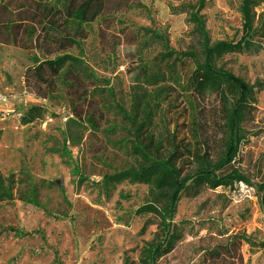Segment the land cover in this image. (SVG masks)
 Listing matches in <instances>:
<instances>
[{"label": "rangeland", "instance_id": "374dc122", "mask_svg": "<svg viewBox=\"0 0 264 264\" xmlns=\"http://www.w3.org/2000/svg\"><path fill=\"white\" fill-rule=\"evenodd\" d=\"M54 1L0 0L7 8L0 18L17 25L15 42H0V72L15 77L12 86H0V175L13 196L0 202V264H142L151 243L163 250L158 264H264V40L258 55L230 54L217 64L255 86L237 158L218 173L238 172L245 181L215 190L189 183L164 231L157 216L136 213L150 201L147 186L125 181L106 188L103 180L143 163L133 153L140 126L165 151L174 142L214 160L225 153L221 105L214 95L198 96L186 92L183 81L176 84L174 60L162 57L169 51L199 53L185 16L170 15V5L179 2L137 0L147 9L115 11L105 22L83 26L75 35L79 45L71 46L43 30L44 9ZM241 5L207 0L202 14L212 42L241 39ZM252 14L256 28L264 22V0L254 1ZM48 17L64 27L66 18ZM145 30L163 40L148 42ZM62 54L80 60V81L104 115L97 131L74 115L73 107L86 109L78 95L58 85L48 89L27 72L30 58ZM140 100L152 112L150 127L143 125ZM33 106L46 113L26 124L23 116ZM172 235L177 239L169 248Z\"/></svg>", "mask_w": 264, "mask_h": 264}, {"label": "trees", "instance_id": "16d2710c", "mask_svg": "<svg viewBox=\"0 0 264 264\" xmlns=\"http://www.w3.org/2000/svg\"><path fill=\"white\" fill-rule=\"evenodd\" d=\"M176 1L179 2V5H170V15L185 16V25L190 29L194 40L198 42L199 53L169 51L162 57L165 60H174L172 77L176 84H181L183 81L181 84L183 89L198 96L214 95L221 105L227 138L225 153L214 160L207 152L204 154L191 152L185 146L174 142H172V150L165 151L164 145L156 141L155 136L149 132L148 128L146 130L140 126L137 129L139 134L133 146V153L140 157L143 163L136 168L106 176L103 180L106 188L125 181L147 186L150 201L139 208L136 213L137 215L157 216L160 219L159 227L164 231L168 230V222L176 211L180 194L189 183L197 187L206 185L215 190L245 181L238 172L227 176L218 173L237 158L239 146L244 139L242 124L247 110L251 108V103L255 102V86H251L230 72L224 71L217 64L224 56L230 54L258 55L263 49L261 42L264 40V22L258 27H254L252 6L255 0H241V39L218 42L211 41L202 14L207 7V0ZM139 9L147 8L137 0H117L113 6L109 5V0H55L52 6L44 9L43 13L47 17L43 30L47 32L46 34L52 33L51 40L59 37L64 43L77 46L79 45L77 40L79 35L78 37L75 35L82 30L83 26L93 24L98 19L105 22L114 15L115 11ZM5 10H7L5 5L0 6V14H5ZM111 10L114 12L109 14ZM48 16L53 19L57 16L66 18L64 27L55 20H50ZM15 27L17 25L14 20L0 18V30L4 35V41L0 38V42L14 43ZM145 32L147 37L149 36L148 42L163 40L160 33H154L151 30H145ZM35 33L36 29L34 28L28 30L30 37H33ZM30 61L33 62V65L27 68V72H33L37 80L47 85L48 89L58 85L66 87L70 94L78 95L77 100H83L86 109L73 107L74 115L78 119H87L91 129L95 131L100 129L104 115L98 106H93L88 90L83 87L80 81L77 72L80 65L79 59L72 55L62 54L45 61L34 56L30 58ZM177 63H179L182 73H186L184 79H181L176 71ZM0 74L4 78L3 81L0 78V86L3 89L14 84L15 77L12 73L1 71ZM147 77L151 79L152 75ZM135 89L139 91L140 86L138 85ZM262 90L263 88H260L259 91ZM38 95L42 99L47 97L44 92H40ZM142 105L143 102L140 100L138 106L141 107L140 110L143 114V125L150 127L152 112L146 108L143 109ZM45 113L46 110L42 106H33L24 114L23 121L26 124L34 123L42 119ZM122 115L130 123H135V118L129 113L122 111ZM186 156H189V160H186ZM5 201H13V196L0 175V202ZM176 239L177 236L172 235L168 244L169 248L173 247ZM162 251L159 245L148 244L142 253V264H158Z\"/></svg>", "mask_w": 264, "mask_h": 264}, {"label": "built area", "instance_id": "2783aa9c", "mask_svg": "<svg viewBox=\"0 0 264 264\" xmlns=\"http://www.w3.org/2000/svg\"><path fill=\"white\" fill-rule=\"evenodd\" d=\"M3 99H4V95L0 94V102H3Z\"/></svg>", "mask_w": 264, "mask_h": 264}]
</instances>
